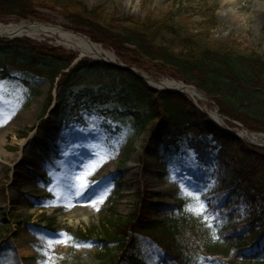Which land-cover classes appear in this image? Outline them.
<instances>
[{
    "label": "trees",
    "instance_id": "obj_1",
    "mask_svg": "<svg viewBox=\"0 0 264 264\" xmlns=\"http://www.w3.org/2000/svg\"><path fill=\"white\" fill-rule=\"evenodd\" d=\"M43 12L56 14L73 31L111 49L127 67L149 76L177 78L202 92L230 120L250 131L264 130V58L241 51L235 44L212 43L213 15L202 24L201 32H192L179 10L141 20L107 13L103 6L89 8L81 0H0L3 25L10 20L48 23ZM75 59L73 53L47 42L0 38V79L23 74L45 79L51 89L58 79L57 88L67 95L53 111L62 121L71 120L73 114L67 108L73 104H98L102 109L111 105L114 118L125 116L135 134L149 129L148 142L162 152L161 158L178 153L182 140L192 133L201 163L192 177L202 188L211 181L207 165L212 159L233 164L218 187L225 196L207 198L209 211L216 217L212 229L186 211V198L153 216L150 197L144 196L136 213L78 230L76 239L99 236L101 242L113 245L118 250L111 258L113 264L118 260V264H143L137 254L140 243L157 250L159 264H200L201 260L203 264H264V147L218 130L186 95L154 92L131 72L88 59L71 67ZM95 79L98 82L92 84ZM77 88L82 89L75 92ZM71 97L75 99L69 102ZM48 98L46 108L50 93ZM198 135L204 139L196 140Z\"/></svg>",
    "mask_w": 264,
    "mask_h": 264
},
{
    "label": "rangeland",
    "instance_id": "obj_2",
    "mask_svg": "<svg viewBox=\"0 0 264 264\" xmlns=\"http://www.w3.org/2000/svg\"><path fill=\"white\" fill-rule=\"evenodd\" d=\"M81 1L89 8L103 6L107 13L118 12L141 20L150 14L158 16L179 10L181 20L192 32H201L202 24L213 15L216 26L209 32L212 43L235 44L241 51L264 58V15L254 10L255 5L264 3V0ZM43 14L51 26L59 25L65 30H72L70 24L56 14ZM17 22L27 21L10 20L9 23ZM45 41L49 46L62 48L56 46L53 40ZM96 45L115 56L111 49ZM139 72L155 82L181 81L151 74L156 77L153 78ZM97 82L98 79H95L92 84ZM80 89L77 88L75 92ZM48 93L51 103L46 108ZM65 95L67 92L64 89L57 88L56 84L51 89L49 83L41 78L13 73L9 79H0V108L5 110V114L9 109H17L15 115L0 127V141H4L0 145V264H40L46 257L38 248L48 251L55 264H113L111 258H115L118 250L113 245L101 242L99 236L87 240L93 242L91 248L56 244L49 249L46 240L40 238L41 234L52 237L54 233L64 232L74 237L77 243L87 242L76 239V231L100 227L111 218L131 216L138 211L137 205H140V198L144 196L150 197L149 212L156 216L166 209H172L177 201L185 198L181 184L175 182L172 176L192 177L201 169L192 133L182 140L178 153L161 158L162 152L148 142L149 129L135 134L125 116L114 118L111 105L102 109L98 104L91 107L83 103L78 107L73 104L67 108L68 113L73 114L71 120L62 121L53 111V104ZM73 99L71 97L69 102ZM194 101L198 111L206 114L218 130L248 142L247 138L239 136L241 131L232 124V120L231 126L222 120L218 122L220 125L216 123L213 116L216 108L214 102L208 98ZM93 124L94 131L89 132ZM75 129H84V132ZM253 131L264 134L260 127ZM202 139L204 136L198 135L196 140ZM209 144L215 146L214 141ZM2 148L6 153L1 152ZM62 152H68L69 155L63 156ZM61 161L64 162L62 165ZM81 161L85 165H96L95 171L88 177L90 181L98 182L92 191L107 186L103 203L97 205L99 211L89 204L69 206L56 203L60 188L55 186L53 177H63ZM39 164H45L46 168ZM49 164L58 166L57 171L50 168ZM232 165L229 161L212 159L207 165L211 176L208 186L202 188L193 177L192 185L204 190L202 197H223L226 192L218 187ZM75 183L78 186L79 181ZM140 246L137 254L143 264L160 263L155 248L142 243ZM118 263L121 261L115 262Z\"/></svg>",
    "mask_w": 264,
    "mask_h": 264
},
{
    "label": "snow or ice",
    "instance_id": "obj_3",
    "mask_svg": "<svg viewBox=\"0 0 264 264\" xmlns=\"http://www.w3.org/2000/svg\"><path fill=\"white\" fill-rule=\"evenodd\" d=\"M16 110L17 109H9L5 114V110L0 108V127L4 126V124H6L12 118V116L15 115ZM94 128L95 125L93 124L91 127H89V132L94 131ZM75 131L83 133L84 129H75ZM61 154L63 156L69 155L68 152H62ZM63 163L64 162L61 161V165ZM95 168L96 165H85L84 162L81 161L79 165L67 172L63 177H53V179L56 181L55 186L60 188V192L57 194L56 203H66L69 206H74L75 204H89L91 207L99 211L97 205L103 203L107 186H105V189H97L96 191H92L93 186L98 182L90 181L88 177L93 174ZM172 179L175 182H179L182 186L181 190L185 193L186 198V211L189 212L190 215L200 218L209 229H212L214 225L211 223V221H214L216 217L211 211H209V202L207 198L202 197L204 190L198 186L192 185L191 176L173 175ZM77 180L79 181L78 186L77 183H75ZM49 182L51 183L52 181L50 180ZM49 190L53 191V189ZM40 238L42 240H46L47 247L49 249L54 248L56 244H63L66 247L72 246L75 248L93 247L92 241L77 243L74 237L64 232L54 233L52 237H46L41 234ZM37 250L41 251L46 257V259L40 262V264H55L48 251L42 248H38ZM155 255L157 258H159L160 254L157 252ZM200 264H203V260H201Z\"/></svg>",
    "mask_w": 264,
    "mask_h": 264
},
{
    "label": "bare ground",
    "instance_id": "obj_4",
    "mask_svg": "<svg viewBox=\"0 0 264 264\" xmlns=\"http://www.w3.org/2000/svg\"><path fill=\"white\" fill-rule=\"evenodd\" d=\"M255 12L264 15V3H259L255 5L254 8ZM29 37L36 40H53L56 44V46H60L67 51L73 52L80 57H87L92 60H98V59H104L108 63H116L115 56L109 52L101 48L100 46L90 42L86 38H83L78 35H73L70 31L65 30L61 26H45V25H25V24H16V25H10V26H2L0 25V37ZM148 84L152 88H168L170 90H182L189 94V96L192 98V100H202L199 93L195 92L194 90L186 89L181 84H178L174 81H163V83L155 82L152 79L148 80ZM214 119L217 124L220 121L217 118L216 114H213ZM220 125V124H219ZM250 134L246 133H240V137H244L245 139H252ZM249 137V138H248ZM256 139H252L251 142L254 144H260L264 141L262 140V136H256ZM243 138V139H244ZM261 141H260V140ZM0 145L4 143V141H0ZM2 147V146H1ZM2 148L1 152L6 153L3 151ZM41 167H45V164H39ZM50 168H52L51 165H49ZM58 166H54L53 168H57ZM60 174V173H59ZM63 175V174H60ZM60 177V176H58Z\"/></svg>",
    "mask_w": 264,
    "mask_h": 264
},
{
    "label": "water",
    "instance_id": "obj_5",
    "mask_svg": "<svg viewBox=\"0 0 264 264\" xmlns=\"http://www.w3.org/2000/svg\"><path fill=\"white\" fill-rule=\"evenodd\" d=\"M28 25H45V26H50L48 24H44V23H38V22H27ZM27 25V24H26ZM71 33L73 35H78V36H81L83 38H86L85 36L81 35V34H78L76 32H73L71 31ZM0 38H7V39H16V38H29V37H26V36H23V37H13V38H9V37H0ZM29 39H32V38H29ZM87 39V38H86ZM32 40H35V39H32ZM88 40V39H87ZM85 57H80L77 55V59L76 61L74 62L73 65H75L77 62H79L81 59H83ZM99 61H101L102 64L106 65V66H109V67H112V68H115V69H119V70H122V71H128V72H131L132 74L136 75L137 77L141 78L144 82H146L148 84V80L149 78L146 76V75H143L142 73H140L139 71L133 69V68H129L125 65H123L122 63L120 62H116V63H108L106 62L104 59H99ZM184 88L186 89H190V90H194L195 92H198L194 87L192 86H185V85H182ZM151 90L153 91H167V92H176V93H185L184 91L182 90H170L168 88H162V89H158V88H152L151 86H149ZM200 94V93H199ZM202 96V98L204 99L203 95L200 94ZM223 120H225L224 117H221ZM233 125L236 126L237 128H240L241 130H243L246 134H250L249 136L252 138V139H256L257 137L256 136H262V140L264 141V134H256L254 132H251L249 130H247L246 128H244L242 125L238 124V123H235L233 122ZM260 140V139H259ZM251 145H254V146H257V147H262L264 146V142L262 144H252L250 143Z\"/></svg>",
    "mask_w": 264,
    "mask_h": 264
}]
</instances>
